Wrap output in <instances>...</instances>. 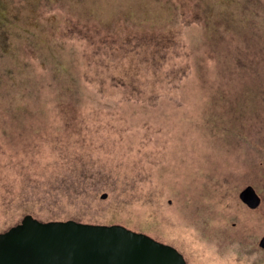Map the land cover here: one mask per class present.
<instances>
[{
    "label": "rangeland",
    "instance_id": "1",
    "mask_svg": "<svg viewBox=\"0 0 264 264\" xmlns=\"http://www.w3.org/2000/svg\"><path fill=\"white\" fill-rule=\"evenodd\" d=\"M241 2L0 0V232L118 223L264 264V0Z\"/></svg>",
    "mask_w": 264,
    "mask_h": 264
},
{
    "label": "water",
    "instance_id": "2",
    "mask_svg": "<svg viewBox=\"0 0 264 264\" xmlns=\"http://www.w3.org/2000/svg\"><path fill=\"white\" fill-rule=\"evenodd\" d=\"M238 196L250 208L260 202L251 185L240 190ZM258 245L264 248V234ZM0 264L187 263L172 245L118 223L42 221L25 214L19 222L0 232Z\"/></svg>",
    "mask_w": 264,
    "mask_h": 264
},
{
    "label": "trees",
    "instance_id": "3",
    "mask_svg": "<svg viewBox=\"0 0 264 264\" xmlns=\"http://www.w3.org/2000/svg\"><path fill=\"white\" fill-rule=\"evenodd\" d=\"M240 5H241V8L243 9V0H242V2H241ZM206 25H207V23H206ZM260 25L263 26V28H264V25H263L262 23H260ZM261 26L259 27V29L263 30V28H262ZM263 33H264V31H263ZM242 58H243V57H242ZM244 60H247V58L245 57ZM251 66H252V65H250L249 68H252ZM252 69H253V68H252ZM10 75H11V70L7 68V69L5 70V72H4V75H2V76H0V77H3V78H4V77L10 76ZM0 85H3V84L0 82Z\"/></svg>",
    "mask_w": 264,
    "mask_h": 264
},
{
    "label": "flooded vegetation",
    "instance_id": "4",
    "mask_svg": "<svg viewBox=\"0 0 264 264\" xmlns=\"http://www.w3.org/2000/svg\"><path fill=\"white\" fill-rule=\"evenodd\" d=\"M247 206V205H246ZM258 242H259V240H258ZM258 245V244H257ZM258 250H261V251H264V248H262V247H260L259 245H258ZM184 257V256H183ZM185 259V258H184ZM186 261V260H185ZM187 263V262H186Z\"/></svg>",
    "mask_w": 264,
    "mask_h": 264
}]
</instances>
